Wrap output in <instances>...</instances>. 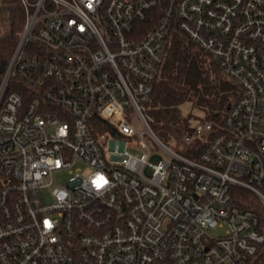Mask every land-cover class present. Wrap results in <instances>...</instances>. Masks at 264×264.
Listing matches in <instances>:
<instances>
[{"label":"built area","instance_id":"2783aa9c","mask_svg":"<svg viewBox=\"0 0 264 264\" xmlns=\"http://www.w3.org/2000/svg\"><path fill=\"white\" fill-rule=\"evenodd\" d=\"M16 2L0 264H264V0ZM173 29L239 91L171 149L144 106Z\"/></svg>","mask_w":264,"mask_h":264},{"label":"trees","instance_id":"16d2710c","mask_svg":"<svg viewBox=\"0 0 264 264\" xmlns=\"http://www.w3.org/2000/svg\"><path fill=\"white\" fill-rule=\"evenodd\" d=\"M21 24L22 14L16 0H0V63L11 52ZM238 91L213 59L181 31L173 29L154 81L150 105L157 107V112L151 125L163 139L169 134L181 137L191 125L190 116L180 114L182 104L192 103L203 109V119L212 120L237 99Z\"/></svg>","mask_w":264,"mask_h":264},{"label":"rangeland","instance_id":"374dc122","mask_svg":"<svg viewBox=\"0 0 264 264\" xmlns=\"http://www.w3.org/2000/svg\"><path fill=\"white\" fill-rule=\"evenodd\" d=\"M156 110H157V107H155V106H152V105H149V104L144 106V114L150 120V122L155 120V115H156V112H157ZM179 111H180V114L183 117L190 116V122H191L192 125L196 124L198 119H202V118L205 117V112L203 111V109L193 105L190 102H186V103L182 104L179 107ZM153 131H154L155 135L157 136V138L164 145H166L167 147H169L171 149L174 148L173 141L171 139V135L170 134L168 135V137L166 139H163V138L160 137L158 131H155L154 129H153ZM216 233H217V231L212 233V234H216Z\"/></svg>","mask_w":264,"mask_h":264}]
</instances>
